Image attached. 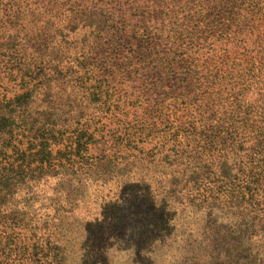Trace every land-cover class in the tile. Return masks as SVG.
Here are the masks:
<instances>
[{"label": "trees", "instance_id": "1", "mask_svg": "<svg viewBox=\"0 0 264 264\" xmlns=\"http://www.w3.org/2000/svg\"><path fill=\"white\" fill-rule=\"evenodd\" d=\"M91 204L264 264V0H0V264H74Z\"/></svg>", "mask_w": 264, "mask_h": 264}, {"label": "rangeland", "instance_id": "2", "mask_svg": "<svg viewBox=\"0 0 264 264\" xmlns=\"http://www.w3.org/2000/svg\"><path fill=\"white\" fill-rule=\"evenodd\" d=\"M123 206L131 211L127 205ZM74 213L83 227L77 231L71 225L73 221L69 223L73 228L74 264H179L187 254L183 240L158 246L152 241L150 231L161 220L156 212L147 214L138 209L126 216L111 206L91 204L82 205Z\"/></svg>", "mask_w": 264, "mask_h": 264}]
</instances>
